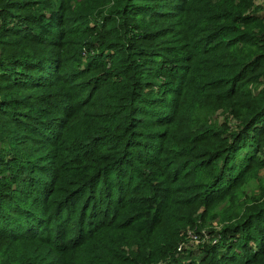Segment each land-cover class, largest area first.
<instances>
[{"label":"trees","instance_id":"1","mask_svg":"<svg viewBox=\"0 0 264 264\" xmlns=\"http://www.w3.org/2000/svg\"><path fill=\"white\" fill-rule=\"evenodd\" d=\"M0 264H264V3L0 0Z\"/></svg>","mask_w":264,"mask_h":264},{"label":"rangeland","instance_id":"2","mask_svg":"<svg viewBox=\"0 0 264 264\" xmlns=\"http://www.w3.org/2000/svg\"><path fill=\"white\" fill-rule=\"evenodd\" d=\"M261 1L264 3V0H258V2H261ZM246 191H247L248 195H251L252 193L256 192L257 191L256 182H251L246 187ZM222 224H223V222L220 221L219 219H213L211 221H208L205 224L206 225L205 228H211V227H213V228H219ZM189 242L192 243V244H189V245H194V246L196 245V241L194 240V238L192 236H190Z\"/></svg>","mask_w":264,"mask_h":264}]
</instances>
